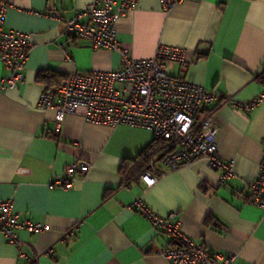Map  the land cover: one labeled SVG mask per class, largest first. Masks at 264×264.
I'll use <instances>...</instances> for the list:
<instances>
[{"label":"crops","instance_id":"crops-1","mask_svg":"<svg viewBox=\"0 0 264 264\" xmlns=\"http://www.w3.org/2000/svg\"><path fill=\"white\" fill-rule=\"evenodd\" d=\"M0 1L9 5L6 29L29 34L32 45L15 88L1 89L9 71L0 59V200L12 199L22 218L46 226L17 231L36 264H172L160 252L171 237L133 207L137 199L161 216L173 214L184 234L210 251L236 255L235 264H264V208L247 200L249 183L264 174V101L248 112L217 107L219 153L234 161L227 183L203 159L160 167L166 173L152 186L141 173L126 181L121 167L154 143L150 130L90 122L83 107L66 113L38 106L47 88L41 71L62 78L122 66L119 51L94 49L66 32L92 0ZM117 30L133 58L152 57L163 44L185 47L187 69L177 62L171 74L207 90L238 101L264 90L257 78L264 71V0H185L169 10L161 0H138ZM75 160L92 164L86 178L71 189L50 188ZM0 264H30L1 229Z\"/></svg>","mask_w":264,"mask_h":264},{"label":"built area","instance_id":"built-area-1","mask_svg":"<svg viewBox=\"0 0 264 264\" xmlns=\"http://www.w3.org/2000/svg\"><path fill=\"white\" fill-rule=\"evenodd\" d=\"M137 1L92 0L66 22L67 33L89 39L94 49L119 51L123 64L109 71L71 74L53 88H45L38 106L66 113H75L83 107L90 122L150 130L159 146L150 158L149 169L140 175L148 186L165 175L161 168L177 170L200 159L220 171V183L225 184L235 174L234 161H225L219 153L217 107L230 104L251 111L264 101V90L254 99L238 101L172 75L171 69L177 62L187 69V50L182 46L163 44L152 57H131L129 49L120 43L117 21L133 10ZM161 1L169 10L185 0ZM8 8L7 3L0 1V59L9 71L1 81V89L15 88L24 79L23 70L32 46L29 34L6 29ZM260 80L264 82V75ZM212 103L217 106L210 108ZM91 168V163L75 160L67 165L65 174L54 175L49 186L71 189L86 178ZM248 186L251 191L248 201L264 208V174ZM133 207L148 217L156 229L171 237L170 244L160 252L172 264H235L236 255L210 251L205 243L184 234L173 221V214L161 216L142 199H137ZM0 229L9 242L19 246L20 256L36 264L37 257L26 253L17 231L42 232L46 229L43 223L22 218L14 210L12 199L0 200Z\"/></svg>","mask_w":264,"mask_h":264},{"label":"trees","instance_id":"trees-1","mask_svg":"<svg viewBox=\"0 0 264 264\" xmlns=\"http://www.w3.org/2000/svg\"><path fill=\"white\" fill-rule=\"evenodd\" d=\"M261 75H264V71L260 75H258L257 78L260 79ZM38 78L39 80L46 83L47 88H53L58 82H60L65 77L59 78L56 75H48L46 74V72L41 71L39 72ZM262 83L264 84L263 81ZM158 146L159 143L158 141L155 140L150 147L142 151V153L139 155L137 159L126 160L123 163L121 167V172L126 181H130L131 179L135 178L148 167L150 158ZM110 194H112V190L106 192L105 197L107 198ZM249 198L250 195L247 198V200H249ZM210 220H211L210 217L206 219V221H210Z\"/></svg>","mask_w":264,"mask_h":264}]
</instances>
